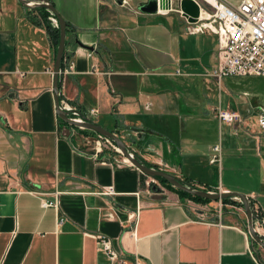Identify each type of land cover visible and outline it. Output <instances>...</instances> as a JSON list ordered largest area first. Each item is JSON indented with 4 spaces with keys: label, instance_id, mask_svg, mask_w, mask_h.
<instances>
[{
    "label": "crops",
    "instance_id": "obj_1",
    "mask_svg": "<svg viewBox=\"0 0 264 264\" xmlns=\"http://www.w3.org/2000/svg\"><path fill=\"white\" fill-rule=\"evenodd\" d=\"M51 1L67 22L61 103L97 109L93 121L121 135L138 128L145 160L195 187L248 195L264 217V89L256 76L218 83L207 74L216 35L186 33L175 10L142 12L147 0ZM47 20L0 0V264H110L98 235L122 264H260L241 223L150 189L138 168L80 144L78 127L55 113ZM218 108L239 118L220 121ZM215 144L220 159L211 161Z\"/></svg>",
    "mask_w": 264,
    "mask_h": 264
},
{
    "label": "built area",
    "instance_id": "obj_2",
    "mask_svg": "<svg viewBox=\"0 0 264 264\" xmlns=\"http://www.w3.org/2000/svg\"><path fill=\"white\" fill-rule=\"evenodd\" d=\"M178 1L177 8H175L173 6V0H169L164 5H160V0H158L156 13L167 14L175 10L185 19L186 33L195 34L210 31L216 35L217 61L211 71L207 72L208 75L214 77L218 83H221L229 76L264 75V0H240L238 4H234L228 0H214V3L208 0H194L198 7V16L192 21L188 20L189 16L184 15V12L178 5ZM160 6H163V8ZM48 18L53 26L57 27V21L51 14ZM88 55L90 56L91 52ZM72 68L73 62L69 61L68 68L64 69V71L70 72ZM61 106L63 109L71 111V117L81 121H93L94 117L98 114V110L94 108L82 112L68 106L66 103H61ZM216 115L220 121L226 122H234L239 118L237 113L220 108L217 109ZM257 121L260 127L264 126V107L259 109ZM72 134H76L74 130ZM105 142L110 144L118 152L117 147L109 139L99 134H97L96 138L83 134L80 136V144L83 147L90 145L88 152L94 157H98L99 154L103 153L101 146ZM211 150L213 152L211 161L219 160L221 153L219 144L213 145ZM113 159L119 165L132 166L131 163L125 162L124 157L121 159ZM154 180L160 183L159 180ZM109 193H111V189L102 191V194ZM249 199L250 202L253 201L252 212L254 227L260 233V230H264L262 209L252 197H249ZM52 204H56V202L42 200L44 207ZM260 234L264 239V234ZM97 238L99 244L102 245V248L106 252L110 264H122L123 259L120 253L111 247L109 239L104 235H98ZM134 264L146 263L136 258Z\"/></svg>",
    "mask_w": 264,
    "mask_h": 264
},
{
    "label": "water",
    "instance_id": "obj_3",
    "mask_svg": "<svg viewBox=\"0 0 264 264\" xmlns=\"http://www.w3.org/2000/svg\"><path fill=\"white\" fill-rule=\"evenodd\" d=\"M121 1L122 0H117L118 3H121ZM19 2L22 5L36 11H38L37 8L39 7L45 8L57 21V27L59 28V41L57 44L55 55L52 91L55 102V113L60 118V120L69 126L92 130L93 132L98 133L99 135L109 139L110 141H113L122 153V155L130 161L132 166L138 168L141 172L151 178L157 180H159V178H163L176 189H179L194 196L214 201H222L224 198L238 199L241 202L246 213L248 223L247 229L251 238L254 239L260 246L264 247L263 236L254 227L253 212L248 195L236 191H209L203 188H198L193 185L183 183L182 179L178 178L177 176L162 169H157L153 166L147 165L140 157L137 156L136 153L130 151L126 142L114 131L107 129L94 121H81L71 117V111L62 108L59 95V76L62 70L61 63L65 50L67 22L58 13L51 0H19ZM178 5L184 12V15L189 16L188 20L192 21L195 17L198 16V8L194 0H179ZM157 8L158 0H147V2H145L139 7L142 12L148 14L156 13Z\"/></svg>",
    "mask_w": 264,
    "mask_h": 264
},
{
    "label": "rangeland",
    "instance_id": "obj_4",
    "mask_svg": "<svg viewBox=\"0 0 264 264\" xmlns=\"http://www.w3.org/2000/svg\"><path fill=\"white\" fill-rule=\"evenodd\" d=\"M228 1H230V2H232L234 4H238L240 2V0H228ZM173 5L177 6V0H173ZM49 15H50V13H49ZM47 19H48L47 21L50 22V23L49 22L48 23L51 26H53V24H51L50 19L49 18H47ZM253 76H256V77L250 79L251 83L257 85L261 89H264L262 87V84H259L261 82L264 83L263 80L259 79L260 75L259 76L253 75ZM255 80H257L259 83L255 82ZM120 128L122 130L125 129L123 127H120ZM82 129L83 128H77L78 133H81V135L82 134L83 135H89V136H93V138L97 137L98 133H96V132L86 133V132H83ZM88 131H92V130H88ZM115 131L116 130H114V132ZM117 132H118V136H120L126 142V144L128 145L130 151L136 153L137 156L140 157L146 164H151L153 167H155L157 169H162V170L167 171V172H169V173L174 175V173H172V171H170L168 169L165 170V169H163V167L161 165L156 164V163L151 162V161H148V160H145L142 157L143 155H145V146L143 144H144V140H145L146 136L145 135H140L142 133L140 132V130L138 128H135V127H130L129 128L128 127L127 131H123L125 133V135H121L119 133V131H116V133ZM81 135H79V137ZM102 141H104V140H102ZM101 147H102V152L111 155V157H113V158L121 159L122 157H124L121 152H117L110 144H108L106 142ZM114 161H115V159H114ZM182 180H184V179H182ZM155 181L156 180H154L151 177H149L148 180H147V186L150 189L154 188V190H160V189H163V188L171 190L167 186L161 184V182L158 183V182H155ZM182 199H183V201H185L187 203L188 207H190V208L195 207V208H199V209H204L205 212H209V213L212 212V210L215 207H217V209H218L217 215L219 217H223L224 218V216H228V218H227L228 221L239 222L247 229L246 216L242 212L243 206H242L241 202L238 199H232L231 198L233 201H237L238 202L237 204L231 202L232 200L231 201L229 200L227 203L223 204L222 201H216L217 202L216 203V202H213L214 200H211V201L206 202V203H202V202H197V201H194V200H190V199H188L186 197H183ZM213 203H215V204H213ZM243 219H245V222H244ZM252 243H253V249L255 251V255H256L257 259L259 260L260 264H264V247H262L258 243H256V241L254 239H253Z\"/></svg>",
    "mask_w": 264,
    "mask_h": 264
},
{
    "label": "trees",
    "instance_id": "obj_5",
    "mask_svg": "<svg viewBox=\"0 0 264 264\" xmlns=\"http://www.w3.org/2000/svg\"><path fill=\"white\" fill-rule=\"evenodd\" d=\"M38 12H39V15L41 17H43V19L47 20V18L49 17V11L45 8H42V7H39L37 8ZM47 26V29L49 31V34H50V37H51V40L53 41L54 45L57 46L58 44V41H59V28L58 27H52L51 25H46ZM63 66V62L61 63V68ZM59 85H60V82H59ZM62 122V121H61ZM64 123V122H62ZM83 132H86V133H89V132H93V131H88V129H82ZM149 166H152L151 164H147ZM183 183H186V184H191V182H189L187 179H184L182 180ZM159 182H161V184L167 186L168 188H170L171 190H174L178 193V195L183 198V197H186L190 200H194V201H197V202H202V203H206V202H209L211 201L210 199H206V198H202V197H198V196H194V195H191L189 193H186L184 191H181L179 189H176L174 188L172 185H170L165 179L163 178H159ZM231 201L232 199L231 198H224L222 200V203H227L228 201ZM235 204H237L238 202L237 201H231ZM250 205H251V208L253 207V201L250 202ZM256 216V215H255ZM251 241L253 242V239L251 238Z\"/></svg>",
    "mask_w": 264,
    "mask_h": 264
},
{
    "label": "bare ground",
    "instance_id": "obj_6",
    "mask_svg": "<svg viewBox=\"0 0 264 264\" xmlns=\"http://www.w3.org/2000/svg\"><path fill=\"white\" fill-rule=\"evenodd\" d=\"M168 1L169 0H160V5H164L165 3H168ZM208 1H210V2H212V3H214V0H208ZM160 7H162L163 8V6H160ZM198 8V7H197ZM158 9V8H157ZM217 39V38H216ZM112 143H114L113 141H111ZM115 147H117L115 144H113ZM117 149H118V147H117ZM118 152H120L119 151V149H118ZM125 157V156H124ZM125 159V162H129L130 163V161L125 157L124 158Z\"/></svg>",
    "mask_w": 264,
    "mask_h": 264
}]
</instances>
